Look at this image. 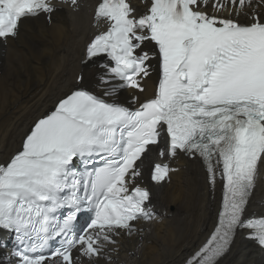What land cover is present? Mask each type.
I'll return each mask as SVG.
<instances>
[{
  "label": "snow or ice",
  "instance_id": "1",
  "mask_svg": "<svg viewBox=\"0 0 264 264\" xmlns=\"http://www.w3.org/2000/svg\"><path fill=\"white\" fill-rule=\"evenodd\" d=\"M142 2L146 11L137 15L129 0H100L95 19L108 26L88 45L85 62L107 57L99 77L105 96L143 92L140 81L157 56L144 46L153 43L161 72L154 98L131 110L74 90L0 164V231L15 233V264H96L115 236L153 219L150 192L137 184V162L150 146L162 158L199 156L209 184L218 172L223 181L218 222L186 264H218L238 230L264 246V218L244 217L264 165V0ZM225 9L227 16L216 14ZM53 11L50 0H0V41L16 37L23 19ZM170 171L154 164L152 182ZM85 213L89 222L78 227Z\"/></svg>",
  "mask_w": 264,
  "mask_h": 264
},
{
  "label": "bare ground",
  "instance_id": "2",
  "mask_svg": "<svg viewBox=\"0 0 264 264\" xmlns=\"http://www.w3.org/2000/svg\"><path fill=\"white\" fill-rule=\"evenodd\" d=\"M258 11L263 14L264 9ZM239 21L247 19L241 16ZM86 29L85 12L67 16L60 10L52 15L51 24L41 17L22 20L16 39L0 45V164L18 150L29 126L58 99L73 88L102 86L101 71L92 64L82 68L81 84L74 83L81 68ZM117 96L130 98L122 89ZM173 167L177 170L169 175L167 184L151 187L150 203L156 217L147 225L137 223V231L131 235L121 232L115 236V243L104 248L96 264H184L202 243L216 223L220 180L216 178L210 185L204 168L194 158L178 155ZM263 175L261 165L247 218L264 216ZM8 237L0 233V264L11 263L13 245ZM257 256L256 247L240 235L218 264H249Z\"/></svg>",
  "mask_w": 264,
  "mask_h": 264
}]
</instances>
